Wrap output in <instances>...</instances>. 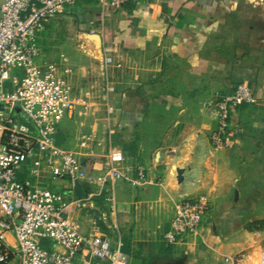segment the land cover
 <instances>
[{"label": "crops", "instance_id": "1", "mask_svg": "<svg viewBox=\"0 0 264 264\" xmlns=\"http://www.w3.org/2000/svg\"><path fill=\"white\" fill-rule=\"evenodd\" d=\"M261 30V11L248 0H143L115 10L99 0L75 1L45 22L36 64L53 65L72 97L90 105L88 110L77 106L60 123L57 145L76 153L87 173L105 174L111 150L123 152L127 166L146 169V179L137 186L130 182L138 179L136 171L106 185L80 182L72 198L82 205L73 203L70 216L83 234H103L113 246L121 242L123 252L134 256L132 264H228L229 258L260 264L264 35L256 39ZM92 34L102 38L104 56L113 59L107 70L96 44L86 37ZM237 44L249 51L235 50ZM242 83L252 88L258 103L233 111L232 146L216 150L210 141L215 122L206 104ZM83 136L94 140L88 149L80 147ZM162 148L171 153L155 166L154 155ZM178 168L184 169L181 183ZM43 184L68 193V180L44 178ZM111 192L115 213L106 202ZM201 197L211 209L197 234L166 245L176 204ZM88 203L107 214L111 228L86 208ZM7 241L17 247L12 235Z\"/></svg>", "mask_w": 264, "mask_h": 264}, {"label": "built area", "instance_id": "2", "mask_svg": "<svg viewBox=\"0 0 264 264\" xmlns=\"http://www.w3.org/2000/svg\"><path fill=\"white\" fill-rule=\"evenodd\" d=\"M75 1L87 0H3L0 7V264H11L13 259L17 264L130 263L121 242L113 246L103 234L81 232L78 221L70 216V208L73 203L81 206L82 202L73 199L72 192L82 180L106 185L126 179L134 171L138 179L130 182L137 186L146 179V169L127 166L123 152L111 150L106 157L105 174L85 172L76 153L57 145V135L60 123L77 106L88 110L90 105L72 97L69 83L58 76L53 65L42 68L36 64L45 22ZM99 1L115 10L143 0ZM113 63L111 57H104L106 70ZM16 70L20 73L13 74ZM105 91H112L108 78ZM257 103L252 88L242 83L230 94L206 104L215 122L210 135L214 149L232 146L233 111ZM16 104L27 121L14 118ZM107 112L111 117L112 110L108 108ZM92 142L91 136H83L80 147L88 149ZM44 178L68 180V193L45 186ZM106 202L109 211L115 213L118 206L113 192ZM210 209L204 197L180 200L164 234V243L172 246L197 234ZM8 235L15 238L16 248L8 243ZM226 262L238 264L232 258Z\"/></svg>", "mask_w": 264, "mask_h": 264}, {"label": "water", "instance_id": "3", "mask_svg": "<svg viewBox=\"0 0 264 264\" xmlns=\"http://www.w3.org/2000/svg\"><path fill=\"white\" fill-rule=\"evenodd\" d=\"M249 2H251L253 4L254 7H256L257 9H259L261 11L262 14V18H263V22H264V0H248ZM56 17V16H55ZM86 37L92 41H94V43L96 44V48L97 50L102 54L103 60H104V53H103V49H102V38L99 35H86ZM1 106H0V110H1ZM21 118H23L24 120L27 121L26 117L23 115V113L20 116ZM168 153H171V150L169 148H162L159 149L155 155H154V165L155 166H161L164 163L165 157ZM177 172V180L179 183L183 182L184 180V169H180L178 168L176 170ZM86 208H90L93 211H95V216L102 220L106 226L108 228L110 227V224L107 220V214L105 212H103L100 208L95 207L93 204H85Z\"/></svg>", "mask_w": 264, "mask_h": 264}, {"label": "rangeland", "instance_id": "4", "mask_svg": "<svg viewBox=\"0 0 264 264\" xmlns=\"http://www.w3.org/2000/svg\"><path fill=\"white\" fill-rule=\"evenodd\" d=\"M234 49L235 50H243V51H249V49L244 45V44H237V46L235 45L234 46ZM14 73H17V74H19L20 73V71L19 70H16V71H14L13 72V74ZM0 106H1V108H2V105L0 104ZM21 114H22V112H21V110H20V107L16 104L15 106H14V113H13V115H14V118L16 119V120H19V121H24V119L23 118H21L20 116H21ZM258 259H260V261H258V262H260V264H264V255H262V256H259L258 257ZM135 263V261H134V256L131 254V258H130V263L129 264H132V263Z\"/></svg>", "mask_w": 264, "mask_h": 264}, {"label": "trees", "instance_id": "5", "mask_svg": "<svg viewBox=\"0 0 264 264\" xmlns=\"http://www.w3.org/2000/svg\"><path fill=\"white\" fill-rule=\"evenodd\" d=\"M83 191L81 189H78V192H77V196L78 198H81L83 193ZM101 226L103 227V224H101ZM104 228V227H103ZM258 229H264V223L263 222H260V227ZM252 230V228H250V231Z\"/></svg>", "mask_w": 264, "mask_h": 264}, {"label": "flooded vegetation", "instance_id": "6", "mask_svg": "<svg viewBox=\"0 0 264 264\" xmlns=\"http://www.w3.org/2000/svg\"><path fill=\"white\" fill-rule=\"evenodd\" d=\"M262 32V34L260 33V35H258V37H257V39L256 40H258V41H261V39H262V37H263V35H264V30H261ZM259 34V33H258ZM259 37H260V40H259ZM250 44L251 45H255V38L253 37V38H251V42H250Z\"/></svg>", "mask_w": 264, "mask_h": 264}]
</instances>
